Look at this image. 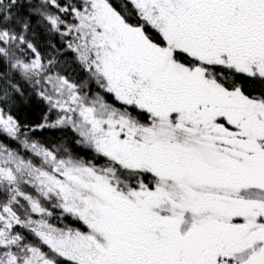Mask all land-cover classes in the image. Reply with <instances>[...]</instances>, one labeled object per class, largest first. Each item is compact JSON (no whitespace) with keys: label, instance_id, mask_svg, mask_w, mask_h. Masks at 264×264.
<instances>
[{"label":"snow or ice","instance_id":"obj_1","mask_svg":"<svg viewBox=\"0 0 264 264\" xmlns=\"http://www.w3.org/2000/svg\"><path fill=\"white\" fill-rule=\"evenodd\" d=\"M0 264H264V0H0Z\"/></svg>","mask_w":264,"mask_h":264},{"label":"trees","instance_id":"obj_2","mask_svg":"<svg viewBox=\"0 0 264 264\" xmlns=\"http://www.w3.org/2000/svg\"><path fill=\"white\" fill-rule=\"evenodd\" d=\"M41 103L42 102H40L39 99L37 98V100L33 102L32 106L29 107L26 110V112H28V113L37 112L38 113L39 112V106H40Z\"/></svg>","mask_w":264,"mask_h":264}]
</instances>
